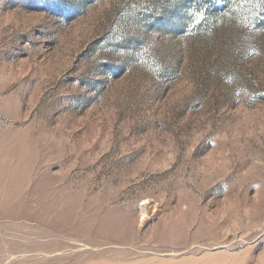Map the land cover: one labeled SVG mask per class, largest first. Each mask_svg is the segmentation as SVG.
Wrapping results in <instances>:
<instances>
[{
  "label": "rangeland",
  "instance_id": "1",
  "mask_svg": "<svg viewBox=\"0 0 264 264\" xmlns=\"http://www.w3.org/2000/svg\"><path fill=\"white\" fill-rule=\"evenodd\" d=\"M0 264H264V0H0Z\"/></svg>",
  "mask_w": 264,
  "mask_h": 264
}]
</instances>
